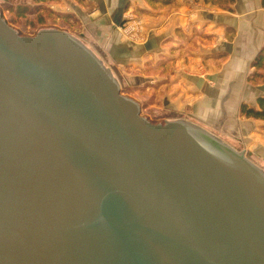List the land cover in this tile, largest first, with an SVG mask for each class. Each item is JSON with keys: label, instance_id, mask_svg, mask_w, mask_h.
<instances>
[{"label": "water", "instance_id": "water-1", "mask_svg": "<svg viewBox=\"0 0 264 264\" xmlns=\"http://www.w3.org/2000/svg\"><path fill=\"white\" fill-rule=\"evenodd\" d=\"M153 124L79 40L0 15V264H264V172Z\"/></svg>", "mask_w": 264, "mask_h": 264}, {"label": "crops", "instance_id": "crops-1", "mask_svg": "<svg viewBox=\"0 0 264 264\" xmlns=\"http://www.w3.org/2000/svg\"><path fill=\"white\" fill-rule=\"evenodd\" d=\"M76 1L69 11L94 27L80 37L107 53L126 84L154 97L141 103L146 110L264 165V121L240 116L241 104L257 110L264 97V70L257 77L252 67L264 50L262 0H92L87 13V0Z\"/></svg>", "mask_w": 264, "mask_h": 264}, {"label": "rangeland", "instance_id": "rangeland-1", "mask_svg": "<svg viewBox=\"0 0 264 264\" xmlns=\"http://www.w3.org/2000/svg\"><path fill=\"white\" fill-rule=\"evenodd\" d=\"M87 2V4H80L78 3V1H76L77 4L83 6V10L85 11V13L90 11L89 8L87 9V5L90 3L92 5V0H87ZM18 4H27L31 7H34V4H32L31 2L29 4V1L23 2L22 0H0L1 17L19 35L24 37H31L37 32L45 29H55L68 33L72 37L79 40L86 48H88L98 58V60L102 62L104 67L112 73L118 83L121 94L124 97L135 101L139 105L141 117L147 119L153 124H163L165 120H168L164 118H159V116H157L158 113H155V111L152 110L155 109V107L151 110H146L145 106H142L144 104L141 103H145V101L148 99H151L150 101L153 102L152 99H154V97L151 94H144L139 88H135L132 85L126 84L121 74H119V72L113 71V68L112 66H110V63L108 61L107 53L104 51L101 52L97 46H93L92 44L86 42L80 37V34H83L86 30L87 32H90V29L94 30V27L92 26V23H87L86 26H82V23L80 22L79 18H77V16L74 15L73 12L69 11L71 8L68 6V0H55V2H46L44 4H40V8L42 7L44 11L40 12L37 15L35 14L29 16L27 18H17L14 15V12H12V10H7L8 6L14 7ZM66 15H69L71 19L64 20L63 16ZM84 27L86 29L85 31ZM258 168H260L264 172V165L258 166Z\"/></svg>", "mask_w": 264, "mask_h": 264}, {"label": "trees", "instance_id": "trees-1", "mask_svg": "<svg viewBox=\"0 0 264 264\" xmlns=\"http://www.w3.org/2000/svg\"><path fill=\"white\" fill-rule=\"evenodd\" d=\"M23 2L29 1L32 4H34V7H31L30 5L25 4H18L16 6H8L7 10H12L14 12V15L17 18H27L32 15H37L40 12L44 11L42 7L40 8V4H43L45 2H48L50 0H22ZM79 2H83L84 0H78ZM155 3H161L163 5L170 4L172 0H150ZM262 5L264 6V0H262ZM41 18V17H40ZM64 20H69L71 17L69 15L63 16ZM252 67L256 69L255 75L257 77H261L262 75L260 73H257L258 70H264V50H262L258 55L255 57V59L252 62ZM258 109H252L248 107L245 104L240 105V116H243L247 119H253V120H261L264 121V97H260L257 100Z\"/></svg>", "mask_w": 264, "mask_h": 264}]
</instances>
